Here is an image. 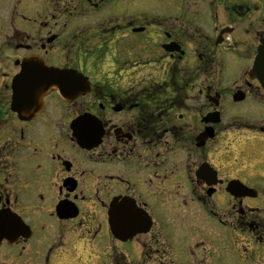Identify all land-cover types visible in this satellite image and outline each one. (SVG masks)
Returning <instances> with one entry per match:
<instances>
[{"label":"flooded vegetation","instance_id":"1","mask_svg":"<svg viewBox=\"0 0 264 264\" xmlns=\"http://www.w3.org/2000/svg\"><path fill=\"white\" fill-rule=\"evenodd\" d=\"M260 10L0 0V264H138L122 247L97 255L104 226L144 262L264 264V120L240 118L243 104L264 111ZM47 71L64 79L36 94ZM122 203L139 213L124 240L109 216Z\"/></svg>","mask_w":264,"mask_h":264},{"label":"water","instance_id":"2","mask_svg":"<svg viewBox=\"0 0 264 264\" xmlns=\"http://www.w3.org/2000/svg\"><path fill=\"white\" fill-rule=\"evenodd\" d=\"M48 76H46L45 78V82L47 86H43L40 88V90H37V94H42L44 92L47 91L48 89V85H50V83H54L57 85H60V81H62L64 79L63 76H61L59 73H57L56 71H47ZM27 73H22L21 75L17 76L15 79V82L21 83L22 81H24V78L26 79ZM252 76H256L260 79V81L262 82V84L264 85V45L260 48V54L258 55L255 64H254V68L251 71ZM20 79H22L20 81ZM24 100V96H21L20 93L14 95V103H13V108L16 111H21L23 109V106L21 104H19V106L17 107L16 103H20V101ZM26 103V101H25ZM24 103V104H25ZM207 120H212V121H219L220 120V114L219 112H213L211 114L208 115V117L206 118ZM123 204V203H122ZM124 205V204H123ZM125 207L123 208H117L115 204L112 205L111 207V211L109 213V216L111 217L110 219V226L111 229L114 233V235L116 237H119L121 239H125L124 237L126 235L129 234V232L132 230V227L135 226V224H137L135 221L138 219L139 217V213L132 209L131 207L124 205ZM119 210L124 211L125 213V217H126V225L122 224L121 219L119 221H114L112 219V217L115 215V213L117 212L119 214ZM138 214H137V213ZM120 217V216H119ZM145 220H143L144 225H146L145 229H148L150 227V221L147 218L146 215H144ZM118 227H122V229H118ZM135 233V232H133Z\"/></svg>","mask_w":264,"mask_h":264},{"label":"rangeland","instance_id":"3","mask_svg":"<svg viewBox=\"0 0 264 264\" xmlns=\"http://www.w3.org/2000/svg\"><path fill=\"white\" fill-rule=\"evenodd\" d=\"M251 1L253 3H257L259 6H262V10L258 12L259 15L264 16V0H247ZM1 40V38H0ZM244 108L243 111H240V118L241 120L244 121H252V122H259L264 120V111L260 110L258 108H252L248 104H243ZM232 113L231 110L227 112L228 116H230ZM188 220L187 222V228H191L193 221V216L188 215L187 217ZM178 222V220H177ZM190 223V224H189ZM175 231V228H174ZM190 245V243L187 241V237H181L180 241H176L174 244V248L177 250H182L184 247H187ZM122 249L128 253L130 258L138 264H160L156 260H151V261H143V256H142V245L140 242H128L123 246H120L118 242H116L109 234V230L104 226L102 230L100 231V234L97 236V255H107L113 252L116 248L117 249ZM97 264H104L103 261L97 259Z\"/></svg>","mask_w":264,"mask_h":264}]
</instances>
